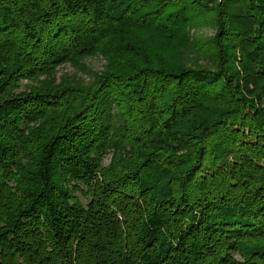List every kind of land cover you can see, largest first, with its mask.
Listing matches in <instances>:
<instances>
[{"label":"trees","instance_id":"1","mask_svg":"<svg viewBox=\"0 0 264 264\" xmlns=\"http://www.w3.org/2000/svg\"><path fill=\"white\" fill-rule=\"evenodd\" d=\"M0 264H264V0H0Z\"/></svg>","mask_w":264,"mask_h":264},{"label":"rangeland","instance_id":"2","mask_svg":"<svg viewBox=\"0 0 264 264\" xmlns=\"http://www.w3.org/2000/svg\"><path fill=\"white\" fill-rule=\"evenodd\" d=\"M213 32H214V29L212 27L202 25L198 30L197 38L200 42L204 43L206 38L211 36L213 34ZM104 63H105L104 58L101 55L89 57L84 61L86 68L90 69V71L91 70L92 71L101 70ZM54 74H55V77L57 78V80H59L60 78H62V76L66 75V74L67 75L68 74H77L78 76H80L81 78H83L85 80H88V78L91 76L90 73L82 72V71H80L79 68H76L70 64L60 65L59 67H57L55 69ZM24 83H26V82L24 81ZM109 161H110V156H108L104 159V161H103L104 166L108 165Z\"/></svg>","mask_w":264,"mask_h":264}]
</instances>
